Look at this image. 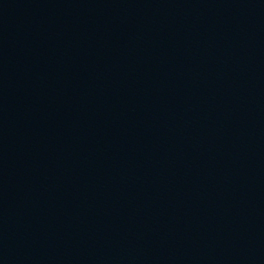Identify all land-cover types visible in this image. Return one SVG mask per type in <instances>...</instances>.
Returning a JSON list of instances; mask_svg holds the SVG:
<instances>
[{"label": "water", "instance_id": "water-1", "mask_svg": "<svg viewBox=\"0 0 264 264\" xmlns=\"http://www.w3.org/2000/svg\"><path fill=\"white\" fill-rule=\"evenodd\" d=\"M201 0H0V264H209Z\"/></svg>", "mask_w": 264, "mask_h": 264}]
</instances>
